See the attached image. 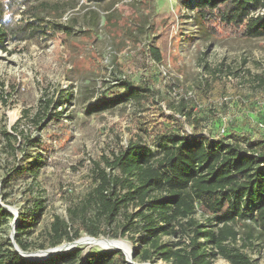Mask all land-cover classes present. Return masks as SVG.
<instances>
[{"label":"rangeland","instance_id":"374dc122","mask_svg":"<svg viewBox=\"0 0 264 264\" xmlns=\"http://www.w3.org/2000/svg\"><path fill=\"white\" fill-rule=\"evenodd\" d=\"M193 2L106 0L94 5L84 0L56 4L48 0L36 10L46 34L4 40V50L0 49V207L13 218L0 224L3 243L15 240L19 214L37 202L40 215L21 237L29 245L27 253L69 244L62 240L53 246L56 217L71 232L77 230L79 239L90 237L81 220L93 218L92 206L87 204L100 174H116L111 168L114 158L130 142L139 140L158 151V142L138 130L142 118L160 128L172 124L173 116L190 132L184 116L191 112L203 134L223 138L224 129L229 143H233L232 135L264 141V38L246 39L228 33L222 25L217 36L206 35L191 9ZM31 7L22 0H0L2 17L12 28L33 21ZM262 14L264 9L254 16ZM153 47L159 51V64L150 52ZM124 81L140 86L142 99L91 111L121 93L119 84ZM3 132L15 138L11 139L15 151L6 147ZM26 139L39 141L34 157L41 165L34 176L10 177L33 150ZM128 210L135 211L132 206ZM195 219L205 222L200 210ZM234 229L238 237L232 245L252 264H264V232L243 222ZM101 237L124 241L130 253L135 249L127 237L90 238ZM74 250L81 251L83 260L89 253L105 252L72 246L55 256L24 259L55 264L57 255ZM156 264L168 263L158 260ZM212 264L229 263L217 259Z\"/></svg>","mask_w":264,"mask_h":264},{"label":"trees","instance_id":"16d2710c","mask_svg":"<svg viewBox=\"0 0 264 264\" xmlns=\"http://www.w3.org/2000/svg\"><path fill=\"white\" fill-rule=\"evenodd\" d=\"M22 1L31 4L33 21L12 28L0 10L2 50L6 38L30 40L46 34L38 24L36 10L45 7L48 0ZM50 1L56 4L73 0ZM84 1L96 5L106 0ZM191 9L197 13L196 20L206 35L217 36V27L222 25L228 33L246 39L264 38V14L254 16L264 9V0H194ZM150 52L159 64L158 49L153 47ZM119 87L121 93L91 111L119 101L142 99L144 90L140 86L124 81ZM184 117L190 132L173 116L169 118L172 124L164 123L160 128L143 118L137 122L140 132L158 142V151L153 152L139 140L120 151L111 165L116 174H100L90 194L87 205L92 206L93 218L84 217L82 229L90 237H127L135 248L133 261L139 264H156L158 260L168 264H212L217 259L229 264H252L232 244L238 237L234 226L241 222L264 232V141L251 142L232 135L229 139L233 143H229L223 135L225 130L223 138L206 135L199 130L198 120L191 118V112ZM2 136L6 147L15 151L11 145L15 138L6 132ZM26 143L33 150L10 177L34 176L41 165L34 157L39 141L26 139ZM87 205L81 209L83 213ZM33 206L18 216L14 241L22 252H27L29 245L21 237L28 234L27 229L35 224L41 211L40 202ZM130 206L134 212L128 210ZM198 210L205 217L204 223L195 219ZM12 218L0 207V224H8ZM68 229L55 218L53 246L62 240L70 243L79 239L77 230ZM9 241L0 240V264H40L22 258ZM55 264L128 263L121 251L89 253L83 260L81 251L74 250L57 255Z\"/></svg>","mask_w":264,"mask_h":264},{"label":"bare ground","instance_id":"6f19581e","mask_svg":"<svg viewBox=\"0 0 264 264\" xmlns=\"http://www.w3.org/2000/svg\"><path fill=\"white\" fill-rule=\"evenodd\" d=\"M72 246H76V247L81 246V247H85V248H97L100 251H107L109 249L118 248V249L125 251L127 256L129 255V252H130L128 245L124 241H121L119 239L118 240H110V239L102 238V237L100 239L84 237V238L79 239L77 242H75L74 245H65L62 248L56 247L57 249L53 248L52 251H47V252H41L40 251L41 253H35V254L25 252L26 253L25 259L29 258L32 261L40 260L39 258L43 259V258L49 256V254H51V253H55L56 251H63L65 247L67 249L68 247H72Z\"/></svg>","mask_w":264,"mask_h":264},{"label":"water","instance_id":"95a60500","mask_svg":"<svg viewBox=\"0 0 264 264\" xmlns=\"http://www.w3.org/2000/svg\"><path fill=\"white\" fill-rule=\"evenodd\" d=\"M16 228H17V227H14V232H13L14 235H15ZM12 235H13V234H12ZM12 237H13V236H12ZM10 240H11V243H12V245H13V247H14V250H15L16 252H18L22 258H25V254H26V253H25V252H22L21 250H19V248H18L17 245L15 244L14 239H11V238H10ZM75 242H76V241L71 242V243H69L68 245H74ZM116 251H121V252L123 253V255L125 256V259H126V261H127L128 264H139V263H136V262H134V261L132 260V259L134 258V256H135V252H134V251H133L132 253L129 252V255H128V256H127V254L125 253V251H123V250H121V249H118V248L109 249V250H107V251H105V252H116ZM61 252H63V251H56L55 253L49 255L48 257L55 256L56 254L61 253ZM141 264H149V263H141Z\"/></svg>","mask_w":264,"mask_h":264},{"label":"built area","instance_id":"2783aa9c","mask_svg":"<svg viewBox=\"0 0 264 264\" xmlns=\"http://www.w3.org/2000/svg\"><path fill=\"white\" fill-rule=\"evenodd\" d=\"M223 132H224V129L221 130V134H223Z\"/></svg>","mask_w":264,"mask_h":264}]
</instances>
